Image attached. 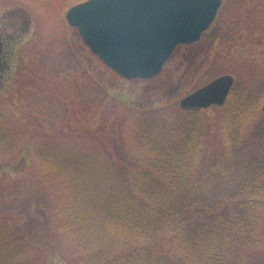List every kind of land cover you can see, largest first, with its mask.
<instances>
[{"label": "trees", "instance_id": "1", "mask_svg": "<svg viewBox=\"0 0 264 264\" xmlns=\"http://www.w3.org/2000/svg\"><path fill=\"white\" fill-rule=\"evenodd\" d=\"M246 86L235 85L217 108L221 149L213 160L205 156L204 111L177 105L141 112L102 151L40 144L32 167L49 189L56 233L68 238L60 263L264 264V145L251 146L264 78ZM108 149L116 161L104 157ZM5 228L1 221L0 262L30 264L26 242Z\"/></svg>", "mask_w": 264, "mask_h": 264}, {"label": "rangeland", "instance_id": "2", "mask_svg": "<svg viewBox=\"0 0 264 264\" xmlns=\"http://www.w3.org/2000/svg\"><path fill=\"white\" fill-rule=\"evenodd\" d=\"M67 5L72 6L67 0H0V72L7 71L0 81V222L6 221L11 237L26 242L21 252L30 264H58L67 256L58 252L66 251L68 238L55 231L49 189L32 167L40 144L76 155L81 149L102 151V145L125 137L141 112L178 106L219 76L246 87L264 78V0H222L200 41L180 47L148 81H126L108 70L67 24ZM218 114L211 107L202 117L207 160L221 149ZM255 123L250 145L263 146L261 109ZM108 153L104 157L116 161V152Z\"/></svg>", "mask_w": 264, "mask_h": 264}, {"label": "water", "instance_id": "3", "mask_svg": "<svg viewBox=\"0 0 264 264\" xmlns=\"http://www.w3.org/2000/svg\"><path fill=\"white\" fill-rule=\"evenodd\" d=\"M220 0H87L65 15L84 45L123 79L157 76L174 50L210 26ZM233 86L221 76L180 101L185 110L223 106ZM264 112V105L262 107Z\"/></svg>", "mask_w": 264, "mask_h": 264}, {"label": "flooded vegetation", "instance_id": "4", "mask_svg": "<svg viewBox=\"0 0 264 264\" xmlns=\"http://www.w3.org/2000/svg\"><path fill=\"white\" fill-rule=\"evenodd\" d=\"M0 47H3L2 43L0 42Z\"/></svg>", "mask_w": 264, "mask_h": 264}]
</instances>
